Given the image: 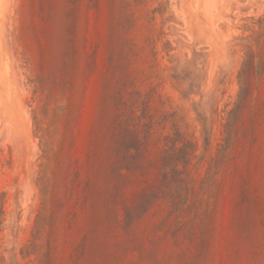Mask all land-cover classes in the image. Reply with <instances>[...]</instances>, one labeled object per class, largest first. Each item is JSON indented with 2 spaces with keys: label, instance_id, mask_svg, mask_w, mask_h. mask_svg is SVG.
Listing matches in <instances>:
<instances>
[{
  "label": "rangeland",
  "instance_id": "374dc122",
  "mask_svg": "<svg viewBox=\"0 0 264 264\" xmlns=\"http://www.w3.org/2000/svg\"><path fill=\"white\" fill-rule=\"evenodd\" d=\"M230 70L179 0H11L36 208L18 264H264V0H237ZM12 147L0 143V264Z\"/></svg>",
  "mask_w": 264,
  "mask_h": 264
},
{
  "label": "water",
  "instance_id": "95a60500",
  "mask_svg": "<svg viewBox=\"0 0 264 264\" xmlns=\"http://www.w3.org/2000/svg\"><path fill=\"white\" fill-rule=\"evenodd\" d=\"M187 27L196 43L213 50L199 53V61L214 55L219 72L230 70L233 38L222 33L221 20L231 19L237 0H179ZM11 0H0V143L11 140L12 178L9 217L4 221L3 254L18 264L19 245L36 208L35 157L40 154L32 112L24 99L18 70L10 50Z\"/></svg>",
  "mask_w": 264,
  "mask_h": 264
}]
</instances>
